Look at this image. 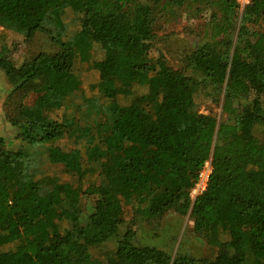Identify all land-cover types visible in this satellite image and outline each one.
Masks as SVG:
<instances>
[{"label": "trees", "instance_id": "trees-1", "mask_svg": "<svg viewBox=\"0 0 264 264\" xmlns=\"http://www.w3.org/2000/svg\"><path fill=\"white\" fill-rule=\"evenodd\" d=\"M185 5L209 12L212 36L185 58L184 72L149 52L157 14ZM66 11L78 20L71 35ZM0 28L24 40L43 34L57 48L16 67L0 46L9 83L36 95L7 118L21 146L10 150L0 136V264H264V140L256 135L264 128V0L241 13L234 0H0ZM95 45L103 51L92 63L98 96L84 103L96 115L76 137L83 150L64 151L54 143L77 123L51 113L80 90L74 70ZM133 87L147 91L119 104ZM199 91L221 99L226 121L199 113ZM44 156L77 182L46 174ZM209 159L206 190L191 202ZM84 198L93 200L87 210ZM128 209L150 219L189 211L194 233L216 254L138 245L132 228L119 234ZM113 239L114 251L91 254Z\"/></svg>", "mask_w": 264, "mask_h": 264}, {"label": "rangeland", "instance_id": "rangeland-1", "mask_svg": "<svg viewBox=\"0 0 264 264\" xmlns=\"http://www.w3.org/2000/svg\"><path fill=\"white\" fill-rule=\"evenodd\" d=\"M67 35L78 30L77 16L70 11L64 15ZM212 31L209 24V12L200 11L196 6H182L172 11L157 14L154 27V40L149 56L156 58L161 56L166 64L176 70L185 72V58L200 44L211 39ZM4 44L8 48V57L17 67L28 61L39 53L53 54L57 48L43 34H36L31 40H24L23 36L0 28V46ZM103 58V51L94 46L92 57L86 64L79 65L74 70V75L80 81V90L67 98L60 110L51 113L53 118L58 120L73 119L76 121V129L63 139L54 143L64 151L74 148L83 150L85 142L78 140L79 129L90 125L95 117V111L87 110L84 101L94 99L98 96L96 83L98 72L92 67V63ZM143 87H133L131 96H119L117 102L126 105L136 96L145 94ZM36 95L29 90L19 91L13 88L0 70V136L6 139L8 149L16 150L21 143L16 140V130L7 122V118L14 116L19 104L31 105ZM196 107L199 113L211 115L217 122L226 121L227 116L222 113V101H212L205 92L199 91L195 94ZM256 135L264 140V128L257 131ZM77 139V140H76ZM95 136L89 138L93 142ZM42 164L48 175L57 177L60 182L75 184L77 177L66 173L61 166L48 165L45 156L42 157ZM88 168V167H87ZM97 181L96 174H90L83 180V187ZM93 205V200L84 198L82 208L87 210ZM125 216L126 224L120 227L121 234L126 226L135 231L136 243L156 247L174 256L176 253L187 254L195 258L213 257L216 249L209 247L206 240L194 233L193 223L189 217V211L185 215L176 213L173 210L165 212L161 217L150 219L127 210ZM62 229L67 224H60ZM225 239V238H223ZM10 247L2 248V251ZM116 248L115 239L108 241L97 249H92L91 254L95 258H102L105 253L114 251Z\"/></svg>", "mask_w": 264, "mask_h": 264}, {"label": "built area", "instance_id": "built-area-1", "mask_svg": "<svg viewBox=\"0 0 264 264\" xmlns=\"http://www.w3.org/2000/svg\"><path fill=\"white\" fill-rule=\"evenodd\" d=\"M235 4L238 7L239 12L241 13L244 8L249 6L253 0H234ZM212 171L211 159L207 160L202 166L201 170L197 175L196 182L189 191V198L193 202L198 196H200L207 187V183Z\"/></svg>", "mask_w": 264, "mask_h": 264}]
</instances>
